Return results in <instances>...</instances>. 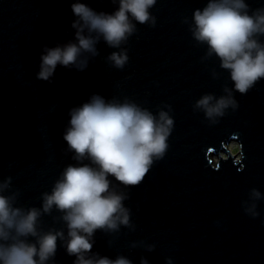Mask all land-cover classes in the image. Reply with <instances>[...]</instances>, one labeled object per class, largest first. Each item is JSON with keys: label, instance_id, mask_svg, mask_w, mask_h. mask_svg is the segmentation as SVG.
<instances>
[{"label": "water", "instance_id": "water-1", "mask_svg": "<svg viewBox=\"0 0 264 264\" xmlns=\"http://www.w3.org/2000/svg\"><path fill=\"white\" fill-rule=\"evenodd\" d=\"M75 2L0 0V184H8L0 194L17 207L41 209L42 233L67 237L63 214L55 206L44 213L42 204L68 165L90 163L74 159L63 139L70 110L93 94L134 103L172 119L167 148L138 185L109 177L110 189L124 197L128 224L97 229L87 255L124 256L132 264H264V79L241 94L230 71L195 38L193 14L208 0H156L149 9L154 21H133L118 47L101 37L96 55L84 53L83 71L58 65L50 82L40 80L44 47L74 38ZM80 2L98 12L119 7V0ZM245 3L249 14L264 8V0ZM113 52L127 55L123 67L109 59ZM206 95L211 103H235L208 116L197 103ZM232 143L241 151L233 154ZM75 259L58 237L46 264Z\"/></svg>", "mask_w": 264, "mask_h": 264}, {"label": "clouds", "instance_id": "clouds-1", "mask_svg": "<svg viewBox=\"0 0 264 264\" xmlns=\"http://www.w3.org/2000/svg\"><path fill=\"white\" fill-rule=\"evenodd\" d=\"M155 2L119 0L118 9L108 13L76 0L71 4L76 17L71 24L74 38L44 47L37 78L50 82L58 65L83 71L87 67L84 53L96 55L101 37L118 47L134 31L133 21H154L149 9ZM248 7L245 0H208L193 14L195 38L206 43L208 54L214 53L221 67L230 71L241 94L264 79V42L258 39L264 35V8L249 14ZM109 59L123 67L127 55L113 52ZM211 101L213 97L206 95L197 102L208 116L223 115V109L235 103L225 97ZM69 115L63 139L74 151V159L90 163L68 165L51 193L44 194L42 204L44 213L55 206L63 214L67 237L62 231L42 233L38 228L41 209L17 207L12 197L0 194V264H46L56 253L58 237L66 240L67 253L76 257L74 264H132L124 256L110 259L87 254L97 229L115 230L119 224H128L124 197L110 189L109 177L124 185H138L149 172L153 157L163 156L173 121L165 112L157 119L134 103L108 101L99 94L73 107ZM7 186V181L0 184V190ZM142 264H148L147 260Z\"/></svg>", "mask_w": 264, "mask_h": 264}, {"label": "rangeland", "instance_id": "rangeland-1", "mask_svg": "<svg viewBox=\"0 0 264 264\" xmlns=\"http://www.w3.org/2000/svg\"><path fill=\"white\" fill-rule=\"evenodd\" d=\"M228 149L233 153L236 154L238 152V146L236 143H232L230 146H228ZM224 157H227L226 155H223Z\"/></svg>", "mask_w": 264, "mask_h": 264}]
</instances>
